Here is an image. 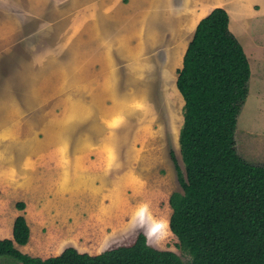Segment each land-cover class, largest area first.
<instances>
[{"label": "crops", "instance_id": "0c3cea01", "mask_svg": "<svg viewBox=\"0 0 264 264\" xmlns=\"http://www.w3.org/2000/svg\"><path fill=\"white\" fill-rule=\"evenodd\" d=\"M217 6L228 12L229 28L248 58L264 64V0H0V58L16 46H27L25 39L30 34L40 35L34 44L40 47L34 49L32 58L22 60L0 78L5 85L15 75L19 80L16 93L0 89L4 139L10 135L1 127L27 120L51 100L53 107L33 118L48 122L44 132L56 140L58 154L39 151L37 155L43 159L40 165H60L68 161L66 140L76 122L87 121L99 135L103 130H96L97 122L111 127L124 118L139 117L136 112L143 108L132 105H183L176 85L177 70L198 21ZM179 112L183 122L182 110ZM167 113L162 115L166 122ZM108 140L99 147L101 152L96 150L98 161L103 157L110 161L117 154ZM91 143L86 135L81 143L84 150L74 157L76 165L81 157L88 160ZM112 168L119 172L120 165ZM7 174V168L0 167V177L6 179ZM66 181L65 177L59 186ZM119 181L114 177L113 186ZM39 231L43 239L41 226ZM5 236L11 237L12 231L0 230V238ZM51 244L54 249L56 243ZM15 245L20 248L24 244Z\"/></svg>", "mask_w": 264, "mask_h": 264}, {"label": "rangeland", "instance_id": "374dc122", "mask_svg": "<svg viewBox=\"0 0 264 264\" xmlns=\"http://www.w3.org/2000/svg\"><path fill=\"white\" fill-rule=\"evenodd\" d=\"M232 16L235 17L234 12ZM39 38L38 34H30L25 39L27 46H16L9 55L0 58V78L14 70L22 60L32 58L34 49L40 47L34 46ZM248 61L253 76L252 79L250 77L248 96L238 116L236 149L245 159L264 164V64L255 59L248 58ZM0 89L4 93L6 90L16 93L19 90L18 77L13 76L9 85L0 83ZM50 102L43 104L38 112L44 113L46 108H52ZM131 107L143 108L144 111H137L139 117L133 120L130 116L111 127L97 122L96 130L98 127L103 130L99 135L97 131H91L87 121L76 122L66 140L68 161L64 160V164L60 165L56 162L53 165L39 164L43 163V159L37 153L55 151L56 140L44 132L47 121L33 118L38 112L30 113L27 120L1 127V131L10 136L4 139L5 134L0 132V167L8 171L6 179L5 176L0 177V230L12 231L13 216L23 213L34 232L23 246H16L20 251L45 258L67 246H74L81 252L96 254L113 246L129 244L140 232L150 245L172 250L184 261L190 259L166 225L171 213L169 196L172 191H182L176 165L185 177L179 141L175 143L170 135L171 130L178 132V127L182 125L179 112L182 105ZM166 113L168 122L162 116ZM38 117L41 115L38 114ZM86 135L92 142L87 147L89 157L88 160L81 157L80 165H76L74 157L84 150L81 143ZM107 139L112 151H117V154L110 161L104 160L105 157L98 161L96 150L101 152L99 147L106 145ZM55 153L58 154V151ZM118 165L119 172L112 168ZM69 170V175H65ZM65 177V185L59 186ZM114 177L120 180L117 187L113 186ZM44 178L49 182H45ZM38 181L41 183L38 184ZM18 200H24L27 209L17 211L15 203ZM141 203L149 204L152 216L148 218L160 227L152 237L154 244L145 229L132 220L131 212ZM40 221L43 223L38 225ZM39 226L43 229V239L40 238ZM52 242L56 243L54 249L51 248ZM44 249H48L47 252L43 253ZM0 264L20 262L0 255Z\"/></svg>", "mask_w": 264, "mask_h": 264}, {"label": "trees", "instance_id": "16d2710c", "mask_svg": "<svg viewBox=\"0 0 264 264\" xmlns=\"http://www.w3.org/2000/svg\"><path fill=\"white\" fill-rule=\"evenodd\" d=\"M228 22L220 6L203 16L177 70L185 177L176 165L182 191L169 196L168 224L190 259L150 245L140 232L131 243L96 254L67 246L56 255L31 256L15 245L30 236L23 213L13 220L12 236L0 238V255L20 264H264V164L242 157L235 138L251 71ZM15 207L24 210V200Z\"/></svg>", "mask_w": 264, "mask_h": 264}, {"label": "bare ground", "instance_id": "6f19581e", "mask_svg": "<svg viewBox=\"0 0 264 264\" xmlns=\"http://www.w3.org/2000/svg\"><path fill=\"white\" fill-rule=\"evenodd\" d=\"M195 19H197V16L196 17H194V20ZM56 64H58V63H56ZM73 64V63H72ZM71 65V64H70ZM71 66H73V65H71ZM65 67V66H64ZM70 67V66H69ZM74 68H75V66H74ZM66 69H68V67L66 68ZM67 73H69V70L66 72V74ZM89 74V73H88ZM68 94V93H67ZM106 116H108V115H106ZM105 118V117H104ZM23 125V124H22ZM27 126V125H26ZM170 135L172 136V138H173V140H174V142L176 143L177 142V140H178V136H176V135H178V132H175V131H173V130H171V132H170ZM38 148V147H37ZM75 193V192H74ZM79 193V192H78ZM135 212H136V209L135 210H133L132 212H131V215H132V220H135L136 222H137V224L139 225V226H141V227H143L144 229H145V231H146V235L150 238V241L154 244L155 242L152 240V237L153 236H155L157 233H158V230H159V225L157 226L156 225V222H153V223H151V219L150 218H148V217H145L144 219H140V218H138V217H136L135 216ZM27 218H28V216H27ZM135 221H132V222H135ZM169 222H166V225H167V227L169 228V224H168ZM31 227H32V225H30ZM32 229H33V227H32ZM162 229V228H161ZM34 233V232H33Z\"/></svg>", "mask_w": 264, "mask_h": 264}, {"label": "clouds", "instance_id": "9594fccd", "mask_svg": "<svg viewBox=\"0 0 264 264\" xmlns=\"http://www.w3.org/2000/svg\"><path fill=\"white\" fill-rule=\"evenodd\" d=\"M135 216L140 219H144L145 217H151L152 213L149 204L141 203L136 209Z\"/></svg>", "mask_w": 264, "mask_h": 264}]
</instances>
